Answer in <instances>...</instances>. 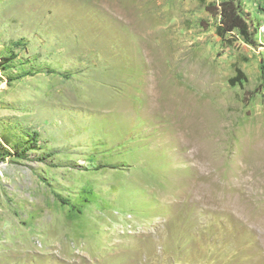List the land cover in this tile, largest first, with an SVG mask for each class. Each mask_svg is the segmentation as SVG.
Returning <instances> with one entry per match:
<instances>
[{
    "label": "rangeland",
    "instance_id": "rangeland-1",
    "mask_svg": "<svg viewBox=\"0 0 264 264\" xmlns=\"http://www.w3.org/2000/svg\"><path fill=\"white\" fill-rule=\"evenodd\" d=\"M221 1L0 0V264H264V0L254 43Z\"/></svg>",
    "mask_w": 264,
    "mask_h": 264
},
{
    "label": "trees",
    "instance_id": "trees-1",
    "mask_svg": "<svg viewBox=\"0 0 264 264\" xmlns=\"http://www.w3.org/2000/svg\"><path fill=\"white\" fill-rule=\"evenodd\" d=\"M217 11L221 16V22L226 32L238 30L246 39H250L253 43L255 42L256 29L254 28V21L248 17V14L244 12L242 5L238 1L223 0L220 2ZM236 71V76L231 79L233 84L241 83L246 79L245 73L241 68H237ZM34 143H37V141L34 140ZM26 150L23 152L17 151L16 155L24 156L27 152ZM63 202L67 203V200H63Z\"/></svg>",
    "mask_w": 264,
    "mask_h": 264
},
{
    "label": "bare ground",
    "instance_id": "bare-ground-1",
    "mask_svg": "<svg viewBox=\"0 0 264 264\" xmlns=\"http://www.w3.org/2000/svg\"><path fill=\"white\" fill-rule=\"evenodd\" d=\"M257 32L258 34L261 36V38L264 41V21L262 20V22L259 24V26L257 27Z\"/></svg>",
    "mask_w": 264,
    "mask_h": 264
},
{
    "label": "built area",
    "instance_id": "built-area-1",
    "mask_svg": "<svg viewBox=\"0 0 264 264\" xmlns=\"http://www.w3.org/2000/svg\"><path fill=\"white\" fill-rule=\"evenodd\" d=\"M263 21H264V16H263Z\"/></svg>",
    "mask_w": 264,
    "mask_h": 264
}]
</instances>
